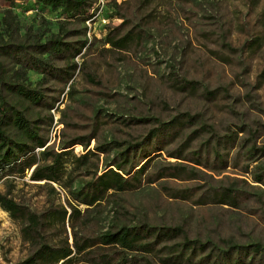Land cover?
Returning <instances> with one entry per match:
<instances>
[{
	"label": "rangeland",
	"instance_id": "rangeland-1",
	"mask_svg": "<svg viewBox=\"0 0 264 264\" xmlns=\"http://www.w3.org/2000/svg\"><path fill=\"white\" fill-rule=\"evenodd\" d=\"M7 8L14 13L22 37L36 33L43 38L56 31L62 19L57 9L33 0H0V16ZM263 8L264 0H97L92 17L82 21L86 46L74 56L77 62L85 61L84 69L93 72L95 80L76 68L63 85L49 109L53 118L44 130L47 143L56 148L61 139L76 134L94 135L86 148L112 138H140L157 124L156 118L165 121L184 111L195 114L197 123L184 126L174 138L163 137L168 141L164 148H175L184 141L196 147L211 133L231 134L238 126L245 127L238 136L251 134L257 144L264 142ZM113 27L116 36L130 29L138 30V36L124 47H110L103 42V35ZM25 76L34 82L39 73L28 69ZM182 79L193 80L192 86ZM46 84L48 95L57 94L61 87L60 82ZM203 87L216 88V94L206 96ZM196 127L201 128L186 140ZM70 149L75 154L83 151L79 143ZM236 149L237 145L224 149L227 165L212 176L234 183L248 197L239 206L197 204L193 195L172 198L161 187L217 183L206 174L200 173L199 181L159 178L146 183L142 178L137 186L107 194L88 208L76 204L77 216L64 219L68 241L72 231L95 234L111 224L139 220L181 223L189 237L209 239L220 247L224 237L243 244L258 241L262 249L250 264H264V186L255 184L249 173L241 170L246 160L242 154L235 158ZM112 155V150L89 155L85 163L72 167L71 186H78L93 170L103 168ZM153 159L177 158L161 149ZM259 159L264 161V154ZM4 170L0 169V191L5 189L4 180L11 179L10 194L30 209L40 210L50 203L68 208L65 190L56 183H52L53 191L48 184L38 186L27 179L29 170L24 176L4 174ZM19 227V221L0 207V264L26 254L28 245L21 239ZM132 254L140 255L128 252ZM70 264L92 263L81 259Z\"/></svg>",
	"mask_w": 264,
	"mask_h": 264
},
{
	"label": "trees",
	"instance_id": "trees-1",
	"mask_svg": "<svg viewBox=\"0 0 264 264\" xmlns=\"http://www.w3.org/2000/svg\"><path fill=\"white\" fill-rule=\"evenodd\" d=\"M33 1L42 7L57 9L62 19L56 31L41 38L36 33L19 36L15 15L10 9L0 16V169H5L4 174L24 176L31 168L27 179L38 186L48 184L53 191L52 183L62 187L68 208L50 203L40 210L30 209L10 194L11 179L6 178L5 189L0 191V207L11 219L19 221L21 239L28 245L23 257L8 264H70L81 259L92 264H250L254 254L262 249L260 242L243 244L224 237L220 238L223 243L220 247L209 239L189 237L181 223L151 224L139 220L132 224H111L95 234L72 231L68 241L64 219L77 216L76 204L88 208L107 194L137 186L142 178L146 183L159 178L199 181L200 173L206 174L217 183L161 187L172 198L193 195L197 204L239 206L248 197L234 183H223L221 176L213 177L212 173H220L227 165L228 153L224 149L237 145L235 158L242 154L246 160L241 170L249 173L255 184L264 186V161L259 159L264 154V142L257 144L251 134L238 136V132L245 131V127L238 126L231 134L211 133L196 147H189L184 141L175 148H164L163 144L168 141L163 137L174 138L184 126L197 123L195 114L184 111L165 121L156 118L157 124L140 138H112L86 148L94 135L76 134L61 139L59 146L53 148L47 143L44 130L52 122L49 109L58 100L63 85L76 68H81L89 80H95L94 73L84 69L85 61L77 62L74 56L86 46V25L82 21L92 17L97 0ZM261 14L264 16V8ZM137 33L138 30L130 29L116 36L113 27L104 33L103 42L110 47H124ZM28 69L39 73L34 82L25 76ZM261 72L264 74V63ZM182 80L189 84L193 81ZM49 81L60 82L57 94H47ZM215 92L214 87H203L206 96L213 97ZM200 128L192 129L186 140ZM75 143L83 147L82 152L71 151ZM161 149L165 155L177 159H153ZM110 150L113 155L104 162L103 168L93 170L78 186H71L72 167L85 163L89 155ZM249 164L252 165L248 167ZM106 247L113 250H103ZM128 252L140 255H128Z\"/></svg>",
	"mask_w": 264,
	"mask_h": 264
},
{
	"label": "water",
	"instance_id": "water-1",
	"mask_svg": "<svg viewBox=\"0 0 264 264\" xmlns=\"http://www.w3.org/2000/svg\"><path fill=\"white\" fill-rule=\"evenodd\" d=\"M30 169H31V168H30ZM30 169H29V170H30Z\"/></svg>",
	"mask_w": 264,
	"mask_h": 264
}]
</instances>
